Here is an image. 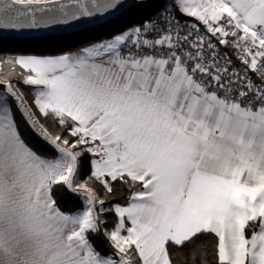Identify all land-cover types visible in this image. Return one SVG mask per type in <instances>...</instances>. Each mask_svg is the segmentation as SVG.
<instances>
[{"label":"snow or ice","instance_id":"1","mask_svg":"<svg viewBox=\"0 0 264 264\" xmlns=\"http://www.w3.org/2000/svg\"><path fill=\"white\" fill-rule=\"evenodd\" d=\"M142 7L78 51L0 50L33 96L0 90V264H264V0H0V44Z\"/></svg>","mask_w":264,"mask_h":264},{"label":"trees","instance_id":"2","mask_svg":"<svg viewBox=\"0 0 264 264\" xmlns=\"http://www.w3.org/2000/svg\"><path fill=\"white\" fill-rule=\"evenodd\" d=\"M145 4H150L151 0L143 1ZM153 9L150 7H142L136 8L128 13H126L121 18L117 19L116 21L100 27L95 30L81 32L75 34L73 36L62 37L58 39H44L38 41H26V42H17V41H3L0 44V50L6 52L8 54H59L65 51H78L82 46L90 45L93 42H99L108 38H111L114 34L120 33L125 27H129L132 25H138L143 20L147 19L152 14ZM188 19V18H187ZM190 20V19H188ZM11 71V68L8 65L0 64V77L5 81H9L12 83H16L17 86L22 89L24 93V97L31 102L33 96L31 95V88L24 86L14 77L8 75ZM19 71V69H17ZM14 107V106H13ZM33 111H35V106L32 105ZM15 111V108H14ZM15 118L19 122L21 120V116L18 112H15ZM42 119V118H41ZM50 129L55 132L57 128H52L51 122H47ZM22 131H25L26 138L29 139L30 143L43 154H47L49 156H55L57 154L53 153L52 151L48 150L44 147L29 130H25L22 128ZM66 135V133H64ZM88 158L87 156L83 158L82 167L79 175V179L81 182L84 179H87V176L90 174V169L87 167ZM97 189V194L103 198V189L99 185H93ZM53 196L57 201V204L61 211L69 213L82 208V202L79 197H74L70 195L68 192L61 193L59 189L53 192ZM127 199V192L125 190V194L123 197L117 196L115 198L108 199L106 201L107 204H116L122 203L123 200ZM105 218L109 221L107 224L108 229L110 230L113 225L114 213H107L105 214ZM91 242L93 243L94 247L100 251L102 254H108L113 252L114 250L109 248L107 242L104 240L102 236L92 238ZM207 251L208 256L207 259L212 261V242L208 240L207 242ZM183 251H187L186 249ZM200 257H197V260ZM180 264H196L191 258L187 260L181 258Z\"/></svg>","mask_w":264,"mask_h":264},{"label":"water","instance_id":"3","mask_svg":"<svg viewBox=\"0 0 264 264\" xmlns=\"http://www.w3.org/2000/svg\"><path fill=\"white\" fill-rule=\"evenodd\" d=\"M134 9H136V8H134ZM131 10H133V9L128 10L126 13H128ZM126 13L121 14V15H119L117 17L109 16V17L103 18V19L97 18L94 21H85V22H83L81 24H77V25H74L72 27L55 28V29H50V30H46V31H38V32H25V33H22V34H19V35L3 33L2 34L3 35V41L26 42V41H38V40H44V39H58V38H62V37L73 36V35L81 33V32H87V31L95 30V29H98L100 27L106 26V25L116 21L117 19L121 18ZM6 83H8V81L0 80V90L3 89V87H4V85ZM33 136L44 147H46L48 150H50L53 153H55V150L53 148H51L49 145H47L38 136H36L35 134H33ZM68 193L70 195L74 196L70 192H68ZM74 197H76V196H74Z\"/></svg>","mask_w":264,"mask_h":264},{"label":"crops","instance_id":"4","mask_svg":"<svg viewBox=\"0 0 264 264\" xmlns=\"http://www.w3.org/2000/svg\"><path fill=\"white\" fill-rule=\"evenodd\" d=\"M186 18H188V19H190V20H192L193 18H190V17H186ZM82 202V201H81ZM126 234V233H125ZM250 234V233H249Z\"/></svg>","mask_w":264,"mask_h":264},{"label":"rangeland","instance_id":"5","mask_svg":"<svg viewBox=\"0 0 264 264\" xmlns=\"http://www.w3.org/2000/svg\"><path fill=\"white\" fill-rule=\"evenodd\" d=\"M143 1H145V0H143ZM0 80H4V79H2L1 77H0ZM5 81V80H4ZM9 82V81H8Z\"/></svg>","mask_w":264,"mask_h":264},{"label":"built area","instance_id":"6","mask_svg":"<svg viewBox=\"0 0 264 264\" xmlns=\"http://www.w3.org/2000/svg\"><path fill=\"white\" fill-rule=\"evenodd\" d=\"M185 19H187V18L185 17Z\"/></svg>","mask_w":264,"mask_h":264}]
</instances>
